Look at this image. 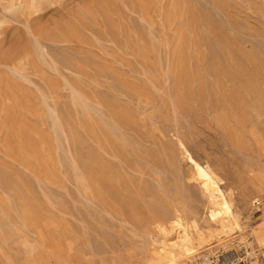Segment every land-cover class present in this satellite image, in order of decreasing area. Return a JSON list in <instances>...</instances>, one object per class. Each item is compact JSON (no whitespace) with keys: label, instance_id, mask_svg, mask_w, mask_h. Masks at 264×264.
<instances>
[{"label":"rangeland","instance_id":"1","mask_svg":"<svg viewBox=\"0 0 264 264\" xmlns=\"http://www.w3.org/2000/svg\"><path fill=\"white\" fill-rule=\"evenodd\" d=\"M258 226L264 0H0V264H264Z\"/></svg>","mask_w":264,"mask_h":264},{"label":"bare ground","instance_id":"2","mask_svg":"<svg viewBox=\"0 0 264 264\" xmlns=\"http://www.w3.org/2000/svg\"><path fill=\"white\" fill-rule=\"evenodd\" d=\"M182 147H183V153L185 155L186 161L188 163H190L191 167L194 169L195 175H196V179L198 180V182L201 185L202 190L206 194V196H207V198L209 200V203H211L212 205H215V206L221 205V206H223L227 210L226 212L229 213L231 211L230 210V208H231L230 205L231 204L227 200L224 191L220 187V185H219L220 182L218 183V181L216 180V177L214 176V174L209 170L210 168L208 169L206 166L202 165L199 161H197L191 155V153H189V151L186 149V147H184L183 145H182ZM261 203H262V201L260 200V198H258L257 199V204L260 205ZM211 212H212L211 213L212 214L211 215L212 216V219L213 218L216 219V215L217 214L216 213H213V211H211ZM219 215H221V214H219ZM232 216H233V214H232ZM227 218H229V217H227ZM233 218H235V217H233ZM251 235L253 236V239H254L255 243H257L260 247L262 246L263 249H264V226H258L257 228L253 229ZM244 240H245V238H244ZM178 245H179L181 251L182 250H185L186 252L190 253L191 250H192V248H191V246H192V240L188 236L181 237V243L178 244ZM246 249H248V248H246ZM170 255L171 256H170L169 260L167 261V263L168 264H177L178 257H179L178 254H176L174 251H171L170 252ZM208 255H210V254H208ZM252 255H253V252H252ZM207 261L209 262V259H206V257H205L203 259V264H208ZM251 264H256V263L255 262H252Z\"/></svg>","mask_w":264,"mask_h":264}]
</instances>
